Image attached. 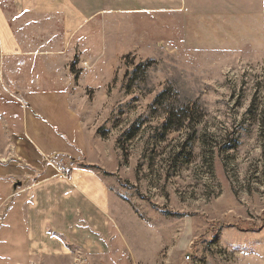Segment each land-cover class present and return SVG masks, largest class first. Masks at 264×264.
Here are the masks:
<instances>
[{
	"label": "rangeland",
	"instance_id": "1",
	"mask_svg": "<svg viewBox=\"0 0 264 264\" xmlns=\"http://www.w3.org/2000/svg\"><path fill=\"white\" fill-rule=\"evenodd\" d=\"M134 2L131 27L116 15L105 28L85 94L111 192L97 202L74 188L59 229L72 242L28 253L19 230L35 198L0 177V264H264V0H186L168 14ZM22 122L23 106L0 96V163ZM39 221L54 246L62 219Z\"/></svg>",
	"mask_w": 264,
	"mask_h": 264
},
{
	"label": "crops",
	"instance_id": "2",
	"mask_svg": "<svg viewBox=\"0 0 264 264\" xmlns=\"http://www.w3.org/2000/svg\"><path fill=\"white\" fill-rule=\"evenodd\" d=\"M153 1L141 11L168 14L186 9V0L177 7H157ZM136 12L134 0H0V96H14L23 106L18 146L3 155L0 177L19 179L16 186L35 198L19 230L23 232L18 248L23 252L43 248L57 252L72 242L74 232L59 229L66 226V207L76 197L74 188L97 202L111 192L101 180L97 131L90 130L88 112L97 104L85 94L92 93L89 80L107 58L105 28L116 31V15L119 28L124 27L123 15H129L125 21L131 27L130 16ZM84 63L95 67L86 70ZM58 160L69 163L71 175L61 176L55 165ZM56 216L62 219L54 229L60 241L45 246L39 231L48 226L38 228L37 223L40 217H52L56 223Z\"/></svg>",
	"mask_w": 264,
	"mask_h": 264
},
{
	"label": "built area",
	"instance_id": "3",
	"mask_svg": "<svg viewBox=\"0 0 264 264\" xmlns=\"http://www.w3.org/2000/svg\"><path fill=\"white\" fill-rule=\"evenodd\" d=\"M85 67H87V68H88V65H87V64H85ZM50 164H53V163L51 162ZM187 259H190V257H188Z\"/></svg>",
	"mask_w": 264,
	"mask_h": 264
},
{
	"label": "water",
	"instance_id": "4",
	"mask_svg": "<svg viewBox=\"0 0 264 264\" xmlns=\"http://www.w3.org/2000/svg\"><path fill=\"white\" fill-rule=\"evenodd\" d=\"M17 187H18V186H14V191H16V190H17Z\"/></svg>",
	"mask_w": 264,
	"mask_h": 264
}]
</instances>
